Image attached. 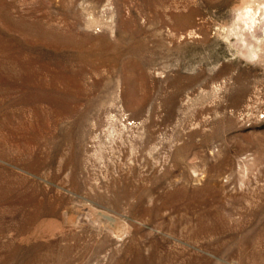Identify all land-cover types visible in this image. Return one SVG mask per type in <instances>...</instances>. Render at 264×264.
<instances>
[{
    "label": "rangeland",
    "instance_id": "rangeland-1",
    "mask_svg": "<svg viewBox=\"0 0 264 264\" xmlns=\"http://www.w3.org/2000/svg\"><path fill=\"white\" fill-rule=\"evenodd\" d=\"M246 2L0 0V264H264V46ZM119 64L146 76L143 106ZM118 128L152 138L142 200L107 190L134 164L103 157Z\"/></svg>",
    "mask_w": 264,
    "mask_h": 264
},
{
    "label": "bare ground",
    "instance_id": "bare-ground-1",
    "mask_svg": "<svg viewBox=\"0 0 264 264\" xmlns=\"http://www.w3.org/2000/svg\"><path fill=\"white\" fill-rule=\"evenodd\" d=\"M249 2H251V1H249ZM243 6L244 7H243L242 13H241V15H242L241 20H242L244 26L249 28V31H251V34H252L251 37L253 39H255L256 44H258L257 45L258 48L256 49V52H254V56L257 57V53L261 50V46L262 45L264 46V33H263L264 27H262L263 28L262 33L257 32V27H258L257 25L261 23V20H262L261 16L264 14V0H252V3L246 2V4L244 3ZM110 63L114 64V66H118V60L116 58H113L110 61ZM119 65H121L123 83L125 85H129V87L131 88V97L132 98L130 99V101L128 100L127 103L128 104L130 103L134 106L137 105V107L143 106L149 99V95L146 93V92H148L147 87L145 86V84H146L145 80L147 79L146 76L142 72H140V73L137 72L136 68L138 66H136L134 68L132 65H129V66H127V64H119ZM53 79L56 80L57 76L55 75L53 77ZM140 81H141L142 85L139 83ZM139 85L141 88L139 87ZM78 99L79 98H77V96H76L74 98H71L70 100H71V102L74 103V102H77ZM92 105H93L92 102L88 103L87 114L91 111V108L93 107ZM95 112L96 113L94 114L95 115L94 118H95L96 124H94V127H90V124H87V127L89 126L88 127V133H90L97 126L101 127V126H104L106 124L100 115L101 111L97 110ZM124 112H125L124 118L123 119L118 118L119 120H117V121L118 122L120 121L122 123L124 130H128V129L129 130H135L136 129L135 126H132V128H131L126 123L128 119L129 120H131V119L127 118V117L125 118L126 111L124 110ZM116 116L118 117V115H116ZM112 126L114 127L113 124H112ZM118 129H120V128H118ZM121 129H120V132L116 133L115 135H112L113 132L112 133H109V132L106 133L107 134L106 136L110 137L111 144H110V146L106 147V150H103V151H105L103 153V157L106 159L108 152L110 150V153H111V151L115 153L114 155H116V153H119L118 157H120L122 160L125 159V157L127 155H129V158H131L133 160L134 164L128 166V164L126 163V165L128 167L126 170H124L125 169L124 163L121 162L120 164H118V166L120 168L119 171H121L120 174H118V177L116 176V178L113 177L114 183H111V181H110V183H108L106 187H107V190L110 192V194H112L111 195L112 199H114L115 201H121L122 199L128 200L130 197L135 196V195H136V198L138 200H142V198H141L142 195H139L140 194L139 190L141 187L135 186L136 183H134L133 178H138V181H144L147 179L152 181L153 177L152 178L150 176L142 177V175L138 172V164H139V162L142 161V158H143L145 161L144 162L145 166H148L149 170L153 171V169H154V161L153 160H154L156 150L151 145L152 144L151 136L148 135L147 133L145 134V136L131 135L129 137V135H126V132L124 133V131H121ZM110 131H112V130H110ZM103 134H104V132H103ZM85 136L86 135L84 133V128L82 126L81 134L79 137L80 138L79 141L81 143L83 142V140H84L83 138ZM104 144H105V142H104ZM106 145H109V144L106 143ZM101 151H102V149H101ZM113 158H115V157H113ZM109 162H108V164H109ZM114 167H115V165H114ZM114 170H116V169H114ZM220 170H221V168H220ZM114 184H118L119 187H117V189H114V187H112V186H114ZM142 189L144 191H148L151 193L154 191L153 188L149 187V186L148 187L145 186ZM109 192H107V193H109Z\"/></svg>",
    "mask_w": 264,
    "mask_h": 264
}]
</instances>
